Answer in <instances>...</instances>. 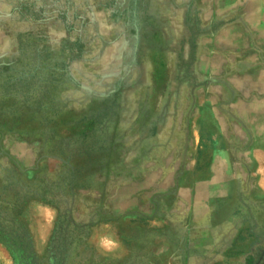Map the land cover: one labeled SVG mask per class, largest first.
I'll use <instances>...</instances> for the list:
<instances>
[{"label":"rangeland","instance_id":"rangeland-1","mask_svg":"<svg viewBox=\"0 0 264 264\" xmlns=\"http://www.w3.org/2000/svg\"><path fill=\"white\" fill-rule=\"evenodd\" d=\"M263 135L264 0H0V211L40 264L60 209L17 193L72 174L66 264H264Z\"/></svg>","mask_w":264,"mask_h":264},{"label":"trees","instance_id":"trees-1","mask_svg":"<svg viewBox=\"0 0 264 264\" xmlns=\"http://www.w3.org/2000/svg\"><path fill=\"white\" fill-rule=\"evenodd\" d=\"M85 166H83V169ZM79 189H87L86 182H80L79 177L72 174L65 179V186L59 185H27L17 193L21 199H38L48 205L60 209L57 227L50 245L51 264H66L69 251L73 245V235L69 227L70 209L63 208L67 198L78 194ZM77 193V194H76ZM92 224L81 225L76 229L80 234ZM0 243L11 253L14 264H40V259L34 248V242L28 228L20 222L19 216H10L0 211ZM255 259L253 264H257ZM132 264H135L133 261Z\"/></svg>","mask_w":264,"mask_h":264},{"label":"crops","instance_id":"crops-1","mask_svg":"<svg viewBox=\"0 0 264 264\" xmlns=\"http://www.w3.org/2000/svg\"><path fill=\"white\" fill-rule=\"evenodd\" d=\"M247 158H253V160L258 164V169L256 176L259 179V188L264 195V135L254 140L248 149Z\"/></svg>","mask_w":264,"mask_h":264},{"label":"bare ground","instance_id":"bare-ground-1","mask_svg":"<svg viewBox=\"0 0 264 264\" xmlns=\"http://www.w3.org/2000/svg\"><path fill=\"white\" fill-rule=\"evenodd\" d=\"M0 251H1V247H0ZM1 253V252H0Z\"/></svg>","mask_w":264,"mask_h":264}]
</instances>
